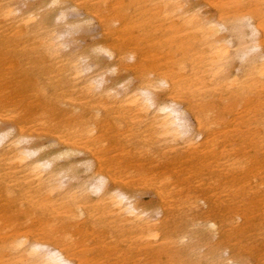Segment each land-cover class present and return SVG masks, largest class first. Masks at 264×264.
<instances>
[{
	"label": "bare ground",
	"instance_id": "6f19581e",
	"mask_svg": "<svg viewBox=\"0 0 264 264\" xmlns=\"http://www.w3.org/2000/svg\"><path fill=\"white\" fill-rule=\"evenodd\" d=\"M151 1L149 22L168 21L177 43L165 69L140 73L127 90L104 74L138 73L143 55L107 41L90 56L69 49L92 18L109 34L97 10L77 12L78 0H37L25 10L24 0H0V81L16 74L0 86V264H264V14L224 11L238 0ZM201 3L219 12L205 18ZM45 6L58 7L59 29L46 27ZM125 20L121 10L115 21ZM35 54L46 67L29 60ZM26 55L21 69L17 57ZM241 101L243 111L234 110ZM109 141L115 160L132 155L138 168L159 170L148 179L149 206L136 202L140 172L105 165ZM248 156L261 165L249 166ZM192 159L199 168L183 172V182L174 170ZM77 165L86 175L67 186ZM254 203L263 214L247 239L262 247L247 260L249 244L236 240ZM176 216L185 223L174 225Z\"/></svg>",
	"mask_w": 264,
	"mask_h": 264
},
{
	"label": "rangeland",
	"instance_id": "374dc122",
	"mask_svg": "<svg viewBox=\"0 0 264 264\" xmlns=\"http://www.w3.org/2000/svg\"><path fill=\"white\" fill-rule=\"evenodd\" d=\"M155 1V0H154ZM25 4L21 6L22 10H25L26 8L31 7L37 0H24ZM196 3H200L198 0H187L188 5H195ZM77 4L79 5L77 12L85 13L88 9H94L99 12V18L100 20H103V23L107 25V27L110 28L109 34H104L101 32V25L99 23V20L92 18L90 21V25L87 27V30L78 28L73 33L72 37L74 38V41L70 44L69 49L72 51H85V54H88L89 56L92 54L90 49L91 47L99 42L104 41L108 42L112 45H114L115 48L120 50L122 53L125 54V56H128L129 51H133L137 53L138 55H143L141 58L143 60L142 62V70L138 73H135L132 69H128L126 72H122L120 75H113L111 73H105L104 79L106 81V84L111 82H123V84H126V89L130 90L137 84V79L140 76V73H144L148 77H153V71L165 69V67L168 65V62L171 61L170 56L174 49H171V46L177 43V39L174 38L173 41H170L171 34L168 30L169 22H161L160 20H153L149 22L150 14L153 13L155 9V2L151 0H145L142 3H139L137 0H78ZM71 6V5H69ZM250 7H257L259 9V12L264 14V0H238L237 3H230L225 7L224 11L232 12L236 9L240 11H247ZM196 8H199L201 15L205 18H212L216 15V13L219 12L218 8H216L213 4H199ZM123 10L126 14V20L121 21V23L126 24V27H128V30L124 31L123 33L120 32V22H116L117 16L119 15L120 11ZM44 16V22L46 24V27L49 30L59 29L60 25L55 21L56 15L58 13V7L56 6H45L43 10ZM74 11L72 9L68 10L65 16V20L69 22V24H73L74 22ZM130 27V28H129ZM241 32L246 35L247 30L242 29ZM232 33V32H231ZM226 33H222L221 35H225ZM237 39V35H234L233 40L235 41ZM27 54V53H26ZM29 55L17 57L18 67L19 68H25L24 63L26 62V57L28 58ZM3 57V56H2ZM31 62L37 64L40 67H46V62L42 63L40 60L41 56L39 54L30 55ZM22 61V62H19ZM49 65V63L47 64ZM237 67V61L234 60L232 63L228 66V72H235ZM44 69V68H43ZM6 75L1 81L0 86H6L8 84H12L15 82V80H12L16 74L12 72L6 71ZM10 77V78H9ZM9 78V79H8ZM22 77L17 79V82ZM125 80V81H122ZM17 86V85H16ZM15 87V86H12ZM31 88V85L26 86L24 89H20L21 93H23L22 90H29ZM161 93V92H158ZM14 95H18L16 93V90L14 92ZM255 99V96H250L249 102L253 101ZM245 105L244 101H241V103L238 106H234L237 111H243V106ZM255 106L254 104H252ZM251 105V106H252ZM62 108H67L66 106H62ZM260 110L264 109L263 107L259 108ZM258 110V109H256ZM234 112H232L233 114ZM229 119V118H227ZM41 140L45 141V139L40 138ZM112 142L109 141L107 143V146L105 148V151L103 152L102 159L104 160L105 165H108L109 163H115L117 166L122 165V168L129 169L132 167L131 170L121 172L126 176H134L138 175L140 172V176L144 179L142 181V184L145 185V187H142V189L135 194L136 196V202L139 204H142L143 206H149V201L152 199V192L151 187L149 185V178L153 174L159 172V170H152L147 167H137L136 158L132 155L129 156H123L120 158V160H115L112 156H116L117 153H111L109 152L110 147L112 146ZM120 145H117V147ZM128 149L124 151L127 152ZM247 152L250 151V148H247ZM82 155H77L76 158L73 159V162L75 163L78 159L83 157ZM261 152H259V156L257 158V161H261ZM248 159L250 160L249 166L252 168L259 167L261 165L258 163H254V161L251 159L250 156H248ZM201 160L192 159V160H185L181 165H178L179 168L175 169L174 172H178L179 179L183 182L185 179L189 176L188 174L182 175L183 172L188 171L189 169H195L199 168L198 163ZM64 163V159L56 161V164H62ZM76 174L77 177L74 180H69L67 183V186L70 185H76L78 181L84 178L86 173L83 171L82 165H77L76 167ZM164 172V171H163ZM69 173V172H68ZM162 173V172H161ZM137 178V177H136ZM199 180V179H198ZM253 214L250 217H254L253 220H250L245 227V229L242 230V233L239 237H237L236 241L243 240L241 245L249 244V254L248 256H245L244 259H253L255 255V251L260 249L262 246L259 244L258 241H254L252 238L247 239L250 237L251 234V224L253 221H255L257 214H263V208L262 206H258L256 203H254L253 207ZM213 215L218 216L219 213L215 212ZM179 216H176L174 219V225L183 224L185 222L184 219L180 218ZM264 221V220H263ZM183 227V225L181 226ZM232 243V242H231ZM208 245H205V247H202L199 251V254L205 255L207 251ZM257 247V248H256ZM204 249V251L202 250ZM184 257V256H183ZM181 257L178 260H184V258ZM186 261H190L189 258H185Z\"/></svg>",
	"mask_w": 264,
	"mask_h": 264
}]
</instances>
